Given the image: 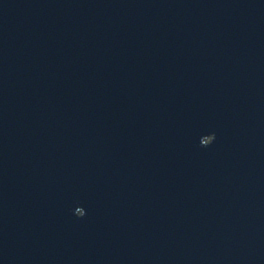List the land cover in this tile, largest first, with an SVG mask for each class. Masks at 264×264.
<instances>
[{
	"label": "water",
	"instance_id": "water-1",
	"mask_svg": "<svg viewBox=\"0 0 264 264\" xmlns=\"http://www.w3.org/2000/svg\"><path fill=\"white\" fill-rule=\"evenodd\" d=\"M0 264H264V0H0Z\"/></svg>",
	"mask_w": 264,
	"mask_h": 264
}]
</instances>
